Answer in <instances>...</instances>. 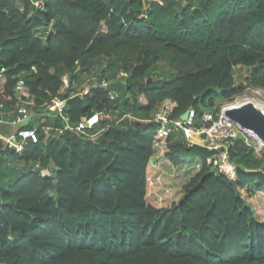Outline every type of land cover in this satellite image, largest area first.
Masks as SVG:
<instances>
[{
    "label": "trees",
    "instance_id": "1",
    "mask_svg": "<svg viewBox=\"0 0 264 264\" xmlns=\"http://www.w3.org/2000/svg\"><path fill=\"white\" fill-rule=\"evenodd\" d=\"M43 4L0 0L2 111L21 80L28 113L15 128L38 137L0 151V264H264V155L249 136L228 144L230 178L209 161L214 150L144 121L168 99L172 120L193 108L200 126L216 102L264 91V0ZM101 68L105 82L130 84L126 94L97 83ZM54 99L71 125L98 113L95 139L63 129ZM154 159L195 169L169 205L147 201Z\"/></svg>",
    "mask_w": 264,
    "mask_h": 264
},
{
    "label": "built area",
    "instance_id": "2",
    "mask_svg": "<svg viewBox=\"0 0 264 264\" xmlns=\"http://www.w3.org/2000/svg\"><path fill=\"white\" fill-rule=\"evenodd\" d=\"M31 3L38 8H42L44 5L43 0H31ZM0 71L3 72L4 67H1ZM63 81L64 83H67V77L63 78ZM100 84L106 86L107 82L102 80ZM15 88L16 91H19L22 88L21 80L17 81ZM232 102L233 101H229L224 105L219 106L218 110L214 109L202 112L199 117L200 126L197 127L196 130H193V124L197 118L196 111L193 108H189L187 109V116L184 119L180 116L172 120L170 116L175 104L168 99L160 102L152 116L144 121H153L157 124L158 137L167 136L172 130L179 129L183 131V135L188 144H199L209 150H214L215 152L209 161L217 167L218 172L225 174L227 177L234 178V165L228 160V144L238 132H243L250 137L253 136L224 115L223 112L225 108L232 105ZM5 104V102L0 100V111H2ZM28 104V102H24L19 96H16V100L12 105L13 109L7 112L19 111L23 113L25 117L28 113ZM64 105V100L54 99L52 100L50 107L65 120L63 115ZM99 119L100 115L94 113L91 116L82 117L79 122L74 125L69 124L65 120L63 129L82 135L90 140H94L100 131V129H98ZM44 130L47 132L48 127H45ZM194 134L197 135L196 139L193 137ZM2 138L5 142V147L14 148L16 151H20L28 140L35 142L38 137L36 129L14 128L8 136Z\"/></svg>",
    "mask_w": 264,
    "mask_h": 264
},
{
    "label": "rangeland",
    "instance_id": "3",
    "mask_svg": "<svg viewBox=\"0 0 264 264\" xmlns=\"http://www.w3.org/2000/svg\"><path fill=\"white\" fill-rule=\"evenodd\" d=\"M145 2L146 0H144V4L147 6L149 0H147V3ZM235 71L238 81L246 74L245 68L241 65L237 66ZM141 100L143 101V98H141ZM235 100H251L264 109V91L259 88L247 86L239 94L234 95L231 100L225 99L216 102V106L224 105L229 101L234 102ZM198 126L199 125L194 126L193 130H196ZM249 138L255 148L254 153L258 156H263L264 148L258 145L254 137L249 136ZM162 151L163 146L160 145L157 154ZM194 171V168H176L168 161L161 162L154 159L148 166L147 201L155 206L169 205L171 202L176 201L181 195L182 184L194 173ZM42 173L47 172L42 171ZM258 203H260L258 210L261 212L262 217H264V198L259 199Z\"/></svg>",
    "mask_w": 264,
    "mask_h": 264
},
{
    "label": "water",
    "instance_id": "4",
    "mask_svg": "<svg viewBox=\"0 0 264 264\" xmlns=\"http://www.w3.org/2000/svg\"><path fill=\"white\" fill-rule=\"evenodd\" d=\"M145 3H147V0ZM102 70L101 68L97 77V83L99 84L102 82ZM137 82L143 84L141 79H138ZM147 82H149V79ZM129 87L130 84L124 83L121 80H115L106 85V89L112 95H124ZM16 96H19V91H16ZM223 113L228 119L237 123L246 131L254 133L258 139L264 142V109L262 107L251 100H243L238 104L228 106ZM186 116L187 110L181 115V118L184 119ZM23 118V113L19 111H0V151L5 148V142L2 137L8 136L12 131V125Z\"/></svg>",
    "mask_w": 264,
    "mask_h": 264
},
{
    "label": "bare ground",
    "instance_id": "5",
    "mask_svg": "<svg viewBox=\"0 0 264 264\" xmlns=\"http://www.w3.org/2000/svg\"><path fill=\"white\" fill-rule=\"evenodd\" d=\"M241 101H243V100H235V101L232 102L231 104H238V103L241 102ZM248 132H249V133H250V134H251V135L257 140L258 145H259L260 147L264 148V142L261 141L260 139H258L254 133H252V132H250V131H248ZM193 137L196 139V138H197V135L194 134Z\"/></svg>",
    "mask_w": 264,
    "mask_h": 264
},
{
    "label": "crops",
    "instance_id": "6",
    "mask_svg": "<svg viewBox=\"0 0 264 264\" xmlns=\"http://www.w3.org/2000/svg\"><path fill=\"white\" fill-rule=\"evenodd\" d=\"M15 126H16V125H12V129H14V128H15Z\"/></svg>",
    "mask_w": 264,
    "mask_h": 264
},
{
    "label": "flooded vegetation",
    "instance_id": "7",
    "mask_svg": "<svg viewBox=\"0 0 264 264\" xmlns=\"http://www.w3.org/2000/svg\"><path fill=\"white\" fill-rule=\"evenodd\" d=\"M14 125H17V124H14ZM16 127V126H15Z\"/></svg>",
    "mask_w": 264,
    "mask_h": 264
}]
</instances>
